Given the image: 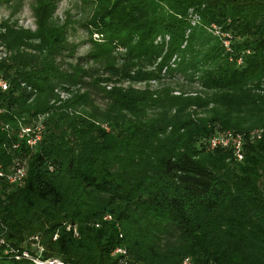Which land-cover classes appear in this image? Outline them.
Wrapping results in <instances>:
<instances>
[{"label":"trees","instance_id":"obj_1","mask_svg":"<svg viewBox=\"0 0 264 264\" xmlns=\"http://www.w3.org/2000/svg\"><path fill=\"white\" fill-rule=\"evenodd\" d=\"M74 1L80 56L57 0L0 19V168L25 163L0 182V264H264V0ZM218 131L238 161L205 149Z\"/></svg>","mask_w":264,"mask_h":264},{"label":"built area","instance_id":"obj_2","mask_svg":"<svg viewBox=\"0 0 264 264\" xmlns=\"http://www.w3.org/2000/svg\"><path fill=\"white\" fill-rule=\"evenodd\" d=\"M196 15H191L189 18V26H192L196 20H197ZM212 33L216 34L215 28L212 29ZM94 37V36H93ZM223 47L226 49L227 43L223 42ZM177 60V58L173 57L171 61L168 63L169 67L173 66V61ZM236 64H238V61H236ZM7 81L5 79H2L0 77V91H3L6 86H7ZM41 123V117H37L34 119V123L29 126V127H23V126H17V138L18 140L22 139L23 144L26 148H32L35 144V142L39 140V137H41V130L42 127L40 125ZM6 126L4 125L2 127L3 130H6ZM257 131H252L250 132L249 135L251 136H257ZM241 137L238 134H235V132H229V131H218L216 134L211 136L210 138L206 139V145L205 149L207 150H212L215 147H222V148H228L234 157L236 161H238L241 158V155L239 154V148L241 144ZM24 166L25 163L23 161H19L16 159H13L10 162V165L7 166L6 169H1L0 168V182L5 184L6 186L11 185V186H18L24 175ZM110 219V216L108 215H103L102 220L103 221H108ZM119 237V236H118ZM53 239V238H52ZM1 244V241H0ZM13 252V259H18V258H26L29 262H32L33 264H62L60 261H58L56 258L54 259H38L36 257H30L26 255L24 252H20L19 255H15V251L13 249L11 250H4L2 254L9 253L11 254ZM20 256V257H19ZM109 256L112 257H117L119 256V259L117 260L116 264H123L124 262V251L121 248H114L111 249ZM179 264H193L188 257H183Z\"/></svg>","mask_w":264,"mask_h":264},{"label":"rangeland","instance_id":"obj_3","mask_svg":"<svg viewBox=\"0 0 264 264\" xmlns=\"http://www.w3.org/2000/svg\"><path fill=\"white\" fill-rule=\"evenodd\" d=\"M29 0H16L15 6H13L12 1L7 4L0 3V19L6 16H11L13 20H16L17 24L21 28H32V20L30 16V8L28 7ZM57 9L54 11L55 18L63 19L64 17H69L70 20L75 21L73 23L72 31L68 32L67 41L75 42L77 44L76 51L74 55H83L88 50V44L84 43L86 41L87 34L82 27H79L81 21L77 15L78 5L74 0H57ZM12 7V8H11ZM134 88H141L142 84H133ZM155 85H151L154 88ZM26 255L28 253L24 252ZM20 257V256H19ZM31 257V256H30ZM22 258V257H21Z\"/></svg>","mask_w":264,"mask_h":264}]
</instances>
